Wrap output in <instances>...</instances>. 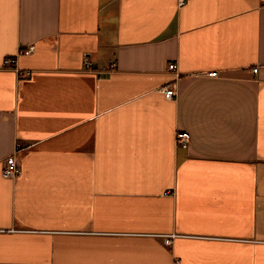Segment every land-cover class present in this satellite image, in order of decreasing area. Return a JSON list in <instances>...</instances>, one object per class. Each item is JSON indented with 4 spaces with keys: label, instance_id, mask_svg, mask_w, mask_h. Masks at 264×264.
I'll use <instances>...</instances> for the list:
<instances>
[{
    "label": "crops",
    "instance_id": "0c3cea01",
    "mask_svg": "<svg viewBox=\"0 0 264 264\" xmlns=\"http://www.w3.org/2000/svg\"><path fill=\"white\" fill-rule=\"evenodd\" d=\"M175 262L264 264V0H0V264Z\"/></svg>",
    "mask_w": 264,
    "mask_h": 264
},
{
    "label": "built area",
    "instance_id": "2783aa9c",
    "mask_svg": "<svg viewBox=\"0 0 264 264\" xmlns=\"http://www.w3.org/2000/svg\"><path fill=\"white\" fill-rule=\"evenodd\" d=\"M186 0H179V5L183 6L185 4ZM31 51V49H29L27 52L25 53H29ZM15 63L14 60L11 59H6L3 62V66L4 67H8L11 66ZM87 65L91 66L90 62L87 61ZM168 71H170L171 73H174L176 75V77H180V74L177 72V65L175 63H169L168 64ZM255 73L257 72L256 70L254 71ZM27 75V73L22 74L21 77H25ZM212 76H217V73H213ZM164 93V96L166 99L168 100H173L177 97L178 93L176 90L175 85H172L171 87L165 88L162 90ZM191 142V137L189 135V133L184 132V131H180L177 133L176 135V144L178 147L182 148V149H188L189 145ZM16 149L19 148V145H16L15 147ZM2 177L5 179H16L18 178V176L21 174V168L16 160L15 155H10L8 156L2 165ZM175 235H171V236H167L164 240V243L166 246H170L173 243V239L175 238ZM174 264H179L178 262H175Z\"/></svg>",
    "mask_w": 264,
    "mask_h": 264
}]
</instances>
